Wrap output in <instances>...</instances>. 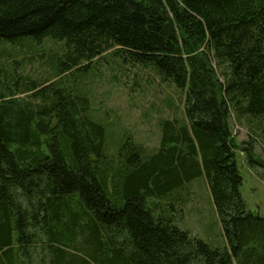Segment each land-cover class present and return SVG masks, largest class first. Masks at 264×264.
I'll return each mask as SVG.
<instances>
[{"label":"trees","instance_id":"obj_1","mask_svg":"<svg viewBox=\"0 0 264 264\" xmlns=\"http://www.w3.org/2000/svg\"><path fill=\"white\" fill-rule=\"evenodd\" d=\"M44 41L63 47L52 80L0 66V264H264L229 124L264 134V0H0L1 45ZM106 58L184 94L186 122L163 120L150 154L128 139L118 167L80 85ZM197 177L223 245L181 220Z\"/></svg>","mask_w":264,"mask_h":264},{"label":"rangeland","instance_id":"obj_2","mask_svg":"<svg viewBox=\"0 0 264 264\" xmlns=\"http://www.w3.org/2000/svg\"><path fill=\"white\" fill-rule=\"evenodd\" d=\"M62 48L61 43L53 41L19 46L0 44V53L3 52L0 66L5 74L44 83L53 79V59ZM80 85L87 91L93 118L105 127L106 155L115 158V167L119 166L120 146L128 139L150 154L159 147L163 120H176L178 125L186 122L184 94L140 67L106 58L94 64ZM229 124L237 146L235 159L242 177L241 197L252 213L264 215V169L249 164L243 151L252 142L254 158L264 163V134L250 119L237 120L231 116ZM184 187L181 195L187 200L181 213L184 227L211 246L223 245L221 225L204 177L187 181Z\"/></svg>","mask_w":264,"mask_h":264}]
</instances>
